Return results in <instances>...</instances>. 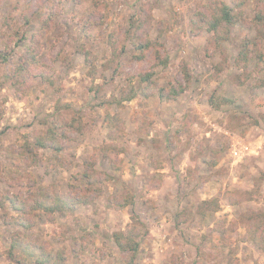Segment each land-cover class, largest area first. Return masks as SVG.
<instances>
[{"label":"rangeland","instance_id":"374dc122","mask_svg":"<svg viewBox=\"0 0 264 264\" xmlns=\"http://www.w3.org/2000/svg\"><path fill=\"white\" fill-rule=\"evenodd\" d=\"M214 1L0 0V201L50 185L90 198L28 228L0 204V264H130L114 239L130 223L133 264H264L244 238L264 216V56L236 62L255 39L264 54V0H220L241 15L223 43L202 28ZM124 193L133 205L114 204ZM18 237L32 254L10 253Z\"/></svg>","mask_w":264,"mask_h":264},{"label":"trees","instance_id":"16d2710c","mask_svg":"<svg viewBox=\"0 0 264 264\" xmlns=\"http://www.w3.org/2000/svg\"><path fill=\"white\" fill-rule=\"evenodd\" d=\"M241 15H237L234 13L233 8L223 2V1H214L208 5V12L204 15L202 21V28L208 32L213 34V38L215 42H225L230 38L232 27L240 20ZM259 21H264V15H261L258 19ZM139 30V29H138ZM153 46L150 39L145 36L142 39V42L137 45V48H141L142 50L150 49ZM252 56H256L257 58L261 59L264 54L261 52V40L255 39L253 41H249L245 44L244 49L242 50L239 58L236 60L237 64L241 67L243 66V62L246 63ZM32 53L29 52L28 61L34 60ZM152 76V72L148 73L146 76L142 77V80H150ZM182 88L173 89L170 96L174 97L178 95ZM161 96H165V89H161ZM169 92V93H170ZM136 96V92L134 91L128 99H132ZM233 102V100L213 95L210 99V104L215 108H221L222 105H226L228 103ZM57 133L53 128H49L48 132L41 137L37 138V144L41 147H47L48 140H52L54 142L57 138ZM55 150L60 152L62 147L60 145L55 146ZM85 178L87 179V185L89 186L88 189L91 190L94 187V184L98 179L96 176L95 169L91 166L86 172L82 173ZM9 202L12 209L16 212H19V217L17 218L18 224L28 228L32 224L31 215L36 209H42L48 213H60V214H67L73 212L77 209L79 204H87L90 202V198L87 194L83 195L79 192H72L71 194L64 193L61 191L59 186L57 185H50L48 187H41L40 190L32 191L30 194L23 196V195H13L3 198L0 201L1 205H4L6 202ZM114 204L125 207L128 205L134 204V197L129 193H124L122 197H114L112 199ZM202 204L211 205L213 204L212 200H204ZM218 206L215 207V209ZM252 221H259V225L254 226L252 224L249 225L248 223V230L244 238L246 240H251L254 244L263 245L264 238H263V224H264V216H253L251 215ZM249 217V218H250ZM132 220H135L132 218ZM250 226V227H249ZM261 231V232H260ZM138 236V229L136 228L134 223H130L124 231L117 232L114 234V239L118 247L128 253L130 264H133L134 258L136 253L139 249V242L137 241ZM29 243H26L22 237L14 238L12 241V245L10 248V253L13 254L16 249L21 248L25 250L27 253L33 252L34 244L32 243L28 246ZM38 263H43L44 261L37 259Z\"/></svg>","mask_w":264,"mask_h":264},{"label":"built area","instance_id":"2783aa9c","mask_svg":"<svg viewBox=\"0 0 264 264\" xmlns=\"http://www.w3.org/2000/svg\"><path fill=\"white\" fill-rule=\"evenodd\" d=\"M232 151H233V154L235 155H241L243 152H245L241 147H239L236 144L233 145Z\"/></svg>","mask_w":264,"mask_h":264}]
</instances>
